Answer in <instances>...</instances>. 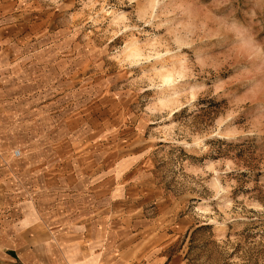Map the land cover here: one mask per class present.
<instances>
[{
    "label": "rangeland",
    "instance_id": "374dc122",
    "mask_svg": "<svg viewBox=\"0 0 264 264\" xmlns=\"http://www.w3.org/2000/svg\"><path fill=\"white\" fill-rule=\"evenodd\" d=\"M0 1L37 42L7 117L69 167L57 209L119 244L147 218L190 264H264V0Z\"/></svg>",
    "mask_w": 264,
    "mask_h": 264
},
{
    "label": "crops",
    "instance_id": "0c3cea01",
    "mask_svg": "<svg viewBox=\"0 0 264 264\" xmlns=\"http://www.w3.org/2000/svg\"><path fill=\"white\" fill-rule=\"evenodd\" d=\"M6 18L0 1V264H95L98 248H114L127 260L144 252V264H190L184 254L166 253L169 246L158 240H167L168 234L160 233L147 218L142 219L143 228L123 231L127 243L119 244L117 237L107 239L103 228L79 222L76 212L57 209L62 202L55 206L53 183H70L69 167L57 169L61 160L48 142L40 148L34 133L25 140L26 125L7 117L13 100L28 87L36 91L28 64L38 49L31 35L23 30L21 34L24 23L16 21V14L10 23ZM24 142L32 146L27 148ZM135 236L141 244L134 242Z\"/></svg>",
    "mask_w": 264,
    "mask_h": 264
},
{
    "label": "built area",
    "instance_id": "2783aa9c",
    "mask_svg": "<svg viewBox=\"0 0 264 264\" xmlns=\"http://www.w3.org/2000/svg\"><path fill=\"white\" fill-rule=\"evenodd\" d=\"M14 154H15V155H18V154H19V151H18V150H15V151H14Z\"/></svg>",
    "mask_w": 264,
    "mask_h": 264
}]
</instances>
